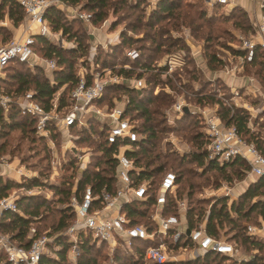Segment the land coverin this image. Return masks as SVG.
Instances as JSON below:
<instances>
[{
  "label": "trees",
  "instance_id": "obj_1",
  "mask_svg": "<svg viewBox=\"0 0 264 264\" xmlns=\"http://www.w3.org/2000/svg\"><path fill=\"white\" fill-rule=\"evenodd\" d=\"M67 6L77 8L81 11H88L91 14V22L98 24L108 15L109 10L114 14L121 10L128 9L135 17V23L128 25L127 29L131 32L143 29L144 36L134 37L128 35L126 31H121L119 46L122 48H135L139 53L137 58L127 59L116 70V74L131 80L132 78L147 77V83H151V88L132 87L129 83L111 84L105 87L102 97L96 101L98 105L107 104L109 107L114 105V99L119 100L118 95H125L124 116L135 124L138 139L130 143V146L123 150L124 154L133 162L137 170L130 172L135 183L148 180L151 189L156 190L161 175L166 171H173L176 175V195L179 199L186 201L187 210L185 213V223L187 228L194 229L200 224L204 225L207 234L219 238L227 237V241L241 247H250L257 250L264 249V237L247 234L246 220L253 215L260 217L264 222V175L258 177L248 188L238 197V200H229L227 196L217 197L209 208L205 209L203 203L194 199L195 193L199 192L201 186L196 183L194 178L203 179L206 172L212 171L224 176L225 180H231V170L236 173L238 178L245 177V172L249 169L239 158L220 165L215 160L208 159L207 138L204 133V124L200 115L184 112L181 117L176 118L173 124H167L164 114L165 108L174 102L173 95L160 91L154 94V87L163 83L160 77L165 73L166 67H156L151 65V54H144L151 50V47L143 45V42L154 43L155 50L164 53H171L177 49L185 48L188 50L185 41L180 37H171L170 31L183 27L189 29L190 35L195 39L200 38L203 56L206 59L208 69L219 71L226 65L215 50L212 49L217 35L214 33L213 17L207 15L206 0H157L156 6L151 10L148 17H144L142 4L143 0H135L129 3L127 0H60ZM214 8L222 5L215 3ZM264 10V8H263ZM141 12V13H140ZM137 13V14H136ZM50 30L60 32L61 36H66L68 40H73V47L65 48L54 43L48 37L34 35V51L44 59H53L58 67L52 71L51 78L44 74V67L40 64L31 66L25 62L11 61L3 69L4 76H0V92L11 96H18L26 91H34L35 99L40 105L49 110L52 101L57 96V109L62 110L70 103V94L76 86L81 73H78L75 64L80 58H84L88 53V43H85L77 31L73 30L72 24L80 19L74 17L69 20L64 10L57 5H50L44 15ZM7 18L13 26H18L25 18V12L18 0H0V20ZM224 22L231 21L232 25L241 31L252 30L248 13L240 6H234L230 13L222 18ZM160 22H165L168 27H161L149 34L146 30L153 28ZM208 26L206 31H202ZM2 31L0 30V35ZM11 34L3 36L1 41H6ZM3 43V42H1ZM5 43V42H4ZM136 46V47H135ZM190 49V48H189ZM147 51V52H148ZM234 56H243L241 48L229 50ZM110 54V53H109ZM110 57L115 59V53ZM129 64L130 68L125 67ZM94 64L103 69L110 67L115 69V63L102 59L101 56H94ZM245 65L250 67L257 66L255 73L261 77L264 71V53L258 46L254 49L251 61ZM139 71H135V69ZM185 68V69H184ZM183 70L189 75L190 80L199 81L197 75H202L201 71L184 67ZM155 71V72H154ZM196 71V72H197ZM147 72V73H145ZM83 73V72H82ZM195 74V75H194ZM84 76L91 80L90 72L85 71ZM173 76L181 80L178 73ZM173 78L164 81L170 88L175 89L172 84ZM114 93V97H108L107 93ZM120 93V94H118ZM194 102L198 105L212 104L217 106L216 114L220 120L228 126H233L237 133L246 141L255 144L257 149L264 153V138L252 131L249 127L250 114L247 109L237 106H224L222 101L215 97L211 92L204 93L195 91ZM98 122L100 125H95ZM198 125L197 131L195 130ZM203 128V131H202ZM194 129V130H193ZM17 130L21 136H26L31 141L46 142V138L36 134L34 120L32 117L22 115L16 106H12L4 112L0 107V140L7 137L10 132ZM71 131L75 133L74 141L77 143L89 142L94 147L95 155L92 156L86 169L78 170L76 160L70 157L67 162V169L71 173L62 177L58 182L45 183L38 177L23 178L21 181L11 179L3 180L0 176V199L7 197L13 189H27L34 187H48L53 192L54 198H47L43 195H21L15 200L16 210H2L0 213V233L8 234L12 241L18 245L28 247L32 239L36 236L46 234L50 237L47 243V252L40 258V264H72L68 258L70 243L67 235L63 234L65 229L74 221L75 214L70 207L72 195L78 198L86 185H90L93 193L98 194L102 188L112 191L115 189L116 180V158L117 145L108 144L104 135L106 128L95 118H90L87 127L73 126ZM181 133L182 136L191 143L192 149L179 154L176 151L163 150L161 142L166 134ZM60 134L52 132L51 139H55ZM96 136V138H94ZM5 142L0 143V153L3 152ZM240 166L243 169L239 170ZM197 169H201L199 172ZM77 172V173H76ZM76 173V176H75ZM41 175V174H40ZM208 185L217 187L218 181H208ZM184 181V192L179 186ZM257 197L254 201L253 198ZM151 201V200H150ZM246 201L249 204L246 206ZM172 198L168 197L166 213H175L171 207ZM59 204L60 206H58ZM143 204V203H142ZM137 201H133L126 207V211L132 217V223L143 222L148 230L153 228V224L147 218V208L142 209ZM202 204V205H201ZM34 227L36 233L30 236V228ZM227 227V229H225ZM149 243L135 240L130 249L122 246L115 249L113 260L116 264H145L148 262L143 257V249ZM182 245L188 242L181 243ZM102 246H108L105 242L97 243L88 233H79V254L76 264H100ZM177 245L175 246V248ZM264 264V257L253 255L249 258L239 259L236 256H226L218 253L208 252L194 258H182L178 261L167 262L164 264ZM0 264H9L6 260L5 252L0 249ZM148 264H158L149 262Z\"/></svg>",
  "mask_w": 264,
  "mask_h": 264
},
{
  "label": "built area",
  "instance_id": "obj_2",
  "mask_svg": "<svg viewBox=\"0 0 264 264\" xmlns=\"http://www.w3.org/2000/svg\"><path fill=\"white\" fill-rule=\"evenodd\" d=\"M25 12L27 26L22 33L14 36L5 43H0V76L4 67L11 61L28 63L31 67L43 64L50 73L58 69L53 59H44L33 48L34 35L51 36V30L44 15L50 5H56L60 0H18ZM211 5L215 3L228 5L229 0H208ZM264 8V3L261 5ZM75 17L81 21L90 23L91 14L79 11ZM249 31V36L241 37L244 55L239 57L240 63L252 60L256 46L264 53V12L258 22ZM127 56L135 59L137 51L129 50ZM169 69L180 63L177 54L167 57ZM226 67V66H225ZM234 67H237L236 65ZM109 70L104 69L103 73ZM229 71V70H227ZM91 80H87L81 73L76 86L70 94L69 105L57 109V96L52 101L49 110L44 109L34 97V91L29 90L18 96H11L0 92V107L6 112L12 106H16L22 115H27L34 120V129L37 135L51 140L52 132H57L68 143L76 137L71 134L73 126L87 127L90 118H95L106 128L104 135L108 144L117 145L115 154L116 186L112 191L102 188L98 194H94L90 185H86L78 198L72 195L70 207L75 218L63 234L67 235L70 243L69 252L71 258L77 259L79 254V233L85 232L97 243L105 242L112 250L122 246L130 249L135 240L145 241L149 244L143 249V257L146 261L158 264L178 261L181 253L187 254V258L203 255L208 252L226 256H235L237 251L233 244L222 235L215 238L206 233L204 225L189 229L185 223L187 210L186 201L177 198L176 175L173 171L164 172L154 192L148 180L135 183L130 172L137 170L133 162L124 154L123 150L130 143L138 139L135 124L124 116V103L109 107L107 104L98 105L96 101L102 97L106 86L111 84L129 83L132 87L141 88L144 81L141 78L128 80L120 75H108L103 77L99 72L90 71ZM188 107L184 102H175L172 111L179 117ZM192 109H187V112ZM197 113L202 118L204 133L207 138L208 159L217 161L220 165L239 158L249 169L246 175L255 179L264 175V153L254 143L243 139L233 126L225 125L216 111L206 107H196ZM76 161H80V170L86 169L88 156L83 149L74 147ZM86 156V157H85ZM86 158V159H85ZM255 181V180H254ZM253 181V182H254ZM216 197L229 196L228 188H220ZM168 197L172 198L171 207L175 213H166ZM151 200V201H150ZM133 201L139 202L141 208H147V218L153 224L148 230L145 223H132V217L126 211V207ZM1 210H16L15 198L4 197L0 199ZM261 226L246 225L249 235L261 236L264 233V222ZM189 229V233H186ZM30 236H33L35 228H30ZM50 237L46 234L36 236L28 247L18 245L11 240L8 234L0 233V249L6 254L9 264H40L41 256L47 252V243ZM188 242L182 245L181 243ZM177 247L175 248V246Z\"/></svg>",
  "mask_w": 264,
  "mask_h": 264
},
{
  "label": "rangeland",
  "instance_id": "obj_3",
  "mask_svg": "<svg viewBox=\"0 0 264 264\" xmlns=\"http://www.w3.org/2000/svg\"><path fill=\"white\" fill-rule=\"evenodd\" d=\"M129 3L134 2L135 0H127ZM144 3L142 4V13L144 17H148L151 10L155 8L157 0H143ZM264 3V2H262ZM234 0H231V3L229 6L222 5L221 7L214 8L208 0H206L204 6L206 7L207 15L213 17V28L215 31L214 33L217 35V39L214 40L212 45V51L215 50L217 53V56L223 59L224 62L230 66H235L237 62V57L234 56L229 50L230 49H236L240 48L242 46L241 37H247L249 36V31H241L237 28H235L231 21L224 22L222 18L226 15H228L231 11V9L236 6L234 5ZM74 12H66V15L68 16L69 20L74 19L75 14L78 13L81 10H78L77 8H74ZM86 13H90L88 11H83ZM131 11L128 9L121 10L119 13L114 14L111 10H109L107 17L100 23L94 24L92 22L87 23L84 21H78L73 23V30L77 31L80 37H82L83 41L85 43H88V53L87 56L84 58H80L76 61L75 68L78 73L85 74V71L90 72H99L102 74V76L105 78L108 75H115L117 72L116 70L119 68V66L122 64L125 60L124 57L127 56V52L129 50H135V48H122L119 46V35L121 31H126L128 35H132L134 37H141L144 36L143 29H139L137 31L131 32L127 29L128 25L131 23H135V17L132 16ZM141 13V12H140ZM137 14V13H136ZM7 22L6 19L0 20V30L2 31V35H0V43L1 42H7L13 36H18L22 32H18L16 30H10L4 23ZM129 23V24H128ZM161 27H168V25L165 22H160L158 25H156L153 30H146L147 33L151 34L156 29H159ZM208 26L204 27L202 31H206ZM8 33L11 34V37H8L6 41H1L3 36H8ZM171 37H180V38H188L193 45L194 48L193 52L188 48H182L177 49L175 51H172L171 53H164L161 51L155 50L154 43L150 42H143V45H146V47L150 46L151 50H142L145 51L144 54H151V65L156 67H166V70L169 69L168 66V60L167 57H169L172 54H177L179 57L180 63L177 65H174L171 67L168 72L164 73L160 79L163 80V83H159L156 87H154V94L159 93L160 91L164 90L165 92H168L173 95L174 102L169 105V107L163 109L164 114L166 116V122L167 124H173L174 120L176 118V115L172 111V105L175 102H184L188 107L186 106V109H192V113L199 116V114L196 111V107H206L209 108L211 111H216L217 106L212 104L207 105H198L194 102L195 91H201L204 93H212L215 95V97L219 98L224 106H237V107H243L248 110V107L250 110H248L250 114L249 119V125L250 129L254 131L255 133H260L261 136L264 137V116L258 117L259 114L264 112V110H259L260 107L264 106V100L262 102L260 99L254 98L253 92L248 90L247 88L239 89V88H232L231 86H227L219 77L215 76V73L217 70H211L209 71L208 65L206 62L205 57L203 56L202 49H201V41L200 38H193L190 35L189 29L186 27L175 29L170 31ZM190 35V36H189ZM51 41L54 43H57L61 45L62 47L69 48L73 47L75 44L73 43V40H68L66 36H61L60 32H54L51 30V36L48 37ZM184 40V39H183ZM185 41V40H184ZM186 43V42H185ZM115 45H118L116 49L114 48ZM186 46L188 47V44L186 43ZM136 47V46H135ZM194 50H198V54L194 53ZM110 53V54H109ZM111 53H115V59L110 57ZM137 53H139L137 51ZM100 55L102 59H107L109 62L115 63V69L112 71L110 67L106 68L109 70L108 72L103 73L104 69L100 66H97L94 64V56ZM197 56L195 57V55ZM230 62V63H229ZM127 68H130L129 64H125ZM199 65H204L205 69L202 71L199 67ZM186 67L187 69L194 70L197 68L199 71H201L202 75H197L198 71L195 69L194 73L199 78H202L199 81H193L190 80L189 75L184 72L183 68ZM32 68V67H31ZM135 71H139L138 69L134 68ZM185 69V68H184ZM224 69V68H221ZM257 69V66L250 67L248 65H244V69L241 70L242 76L246 77H253L256 79L258 86L262 85V89H264V71L262 72L261 77H258L255 73ZM197 71V72H196ZM45 75H50V72L44 69ZM155 72V71H154ZM147 73V72H145ZM173 73H178L179 76H181V80L178 81L176 77L173 76ZM5 72L3 71L1 76H4ZM148 74H144L142 76V80L144 81V86L147 88H151L152 84L147 83V77H149ZM195 75V74H194ZM167 78H173L172 84L175 87V89H172L169 87L168 84H165L164 81L167 80ZM133 79V78H132ZM143 86V87H144ZM120 94V93H118ZM108 97H114V93H107ZM119 100L114 99L117 104H121L124 99L125 95H118ZM113 102V103H115ZM254 111V112H253ZM251 112V113H250ZM256 113V114H255ZM253 114V115H251ZM255 116V117H254ZM257 118V119H256ZM95 125H100L98 122L95 123ZM201 130V128H198V125L196 126L195 130L197 131ZM194 130V129H193ZM203 131V128H202ZM71 134L75 136V133L71 131ZM76 137V136H75ZM96 138V136H94ZM4 141L5 147L3 152L0 153V176L3 178V180L11 179L14 181H21L23 178H31V177H38L42 182L50 183V182H58L62 177L65 175H68L71 173V170L67 169V162L70 159V157H74V153H76V150L74 147H77L79 150L83 149L85 152H87L88 159L87 163L91 161V158L93 155H95L94 147L89 144V142H82V143H76L73 139L72 143H68L67 141H64L63 138L59 135L56 136L55 139H51L50 141L44 142H38L31 141L26 136H21L20 132L17 130L10 132V134L5 137L3 140H0V143ZM161 147L163 150L168 149L169 151H176L179 154H182L186 151H190L192 149L191 143L188 141V139L184 138L181 133H169L166 134L161 142ZM85 156V157H86ZM86 159V158H85ZM76 160V159H75ZM76 165H78V170H80V161H76ZM88 165V164H87ZM87 167V166H86ZM239 170L243 169V166H240L238 168ZM199 172H201V169H197ZM76 172V173H77ZM75 173V176H76ZM231 180L227 181L225 180L224 176L215 173L212 171L206 172L204 178H208V181L211 182L213 180L218 181L219 185L217 187H213L211 185L207 184V181L203 179H197L194 178L193 180L196 181V183H199L201 186V189L199 192L195 193L193 198L197 199L199 202L203 203V207L205 209H208V204L214 203L215 199L217 198L215 196V193L220 189L226 186L229 191V200H238V197L248 188L247 182H245L244 177L238 178L236 176V173L231 170ZM41 174V175H40ZM246 175V174H245ZM244 175V176H245ZM178 187V186H177ZM176 187V189H177ZM179 189H181V192H184L185 194V188H184V181H182L181 185L179 186ZM33 195V194H39L43 195L47 198H54L53 192L48 189V187H34L30 190L22 189V188H16L9 192V195L11 196H21V195ZM18 196V197H19ZM255 199H258L257 197L253 198L251 201H254ZM249 204V201H246V206ZM60 206L59 204H57ZM202 205V204H201ZM246 225H252V226H261L260 223V217H256V215H253L251 219L246 220ZM227 229V227L225 228ZM225 239H227L226 235L224 236ZM260 237H264V233L261 234ZM233 244V241L230 242ZM234 248L235 245L233 244ZM120 246H118L119 248ZM235 252V256L239 259L241 258H249L253 255H261L264 257V249L263 250H257L250 247H241L237 246ZM115 250H112L109 246H102L101 248V255L99 257L100 264H116V262L113 260ZM188 253L183 254L179 256L187 258ZM196 257V256H193ZM192 258V257H191ZM149 262H145V264H148ZM229 262H223L222 264H228ZM129 264V263H128Z\"/></svg>",
  "mask_w": 264,
  "mask_h": 264
},
{
  "label": "crops",
  "instance_id": "obj_4",
  "mask_svg": "<svg viewBox=\"0 0 264 264\" xmlns=\"http://www.w3.org/2000/svg\"><path fill=\"white\" fill-rule=\"evenodd\" d=\"M211 1H214V0H211ZM262 2H264V0H234L233 6L234 5H238V6L242 7L248 13L249 20H250V23H251L252 29H253V27H254L253 25L260 20L262 14L264 12V10L261 7ZM230 3H231V0H229V4L227 6H229ZM56 5L58 6V8H60L61 10L66 11V12H70V11L74 12L75 11L73 7L67 6L64 3H62V2H58ZM5 19L7 20V22H5L4 24L8 28H10V30H16L18 32H22V29L27 26L26 17L16 27L13 26L12 23L7 18H5ZM183 39L185 40V42L190 47V50L193 52V49H191V48H194V47L191 44L190 40L188 38H185V37ZM198 52H199L198 50H196V51L194 50V53L198 54ZM197 54L195 55V57L197 56ZM236 57H237V62H236L235 65L237 67H234V66H231V67L229 66L228 67V65L226 64L225 65L226 67L224 66L223 67L224 69H220L219 71H217L215 73V76L219 77L225 84H227V86H231L232 88L233 87L234 88H239V89L247 88L248 90L253 92L254 98H256L258 100L260 99V101L262 102V100H264V89L261 88L262 85L258 86V84H257L258 81H256V79L254 78L255 76H253V77L242 76L241 70L244 69L245 63H240V61H239V57L240 56H236ZM40 65H42L44 67L43 64H40ZM199 67H200V69L202 71L205 69L204 65H199ZM227 70H229V71H227ZM49 78L52 79L51 74L49 75ZM103 105H105V104H103ZM248 110H250L249 107H248ZM259 110H261V111L264 110V106L262 105ZM251 115H253V114H251ZM260 116H264V112H262L261 114L258 115V117H260ZM249 127H250V125H249ZM263 127H264V125H263ZM64 139L65 138H63V140ZM244 180H245V182H247L246 185L248 187L256 179H255L254 176L245 175ZM8 196L9 197H14L15 200H16L19 195H17V196L8 195ZM1 211L2 210L0 209V213H1ZM260 222H261V219H260ZM68 258L72 262V264H76V260L75 259L73 260L71 258V254H70L69 251H68Z\"/></svg>",
  "mask_w": 264,
  "mask_h": 264
},
{
  "label": "water",
  "instance_id": "obj_5",
  "mask_svg": "<svg viewBox=\"0 0 264 264\" xmlns=\"http://www.w3.org/2000/svg\"><path fill=\"white\" fill-rule=\"evenodd\" d=\"M184 110H185V111H187V109H186V108H185ZM186 233H189V229H187Z\"/></svg>",
  "mask_w": 264,
  "mask_h": 264
}]
</instances>
